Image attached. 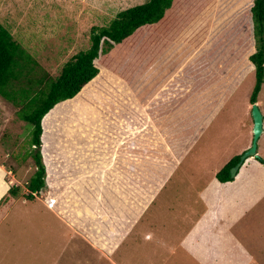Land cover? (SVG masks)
Masks as SVG:
<instances>
[{
	"label": "rangeland",
	"instance_id": "rangeland-1",
	"mask_svg": "<svg viewBox=\"0 0 264 264\" xmlns=\"http://www.w3.org/2000/svg\"><path fill=\"white\" fill-rule=\"evenodd\" d=\"M149 1L0 0V22L32 58L39 62L46 74L57 78L64 65L75 54L91 47V33L94 27H108L119 13L139 5H145ZM201 5L202 7L204 5L202 1ZM193 14L195 18L201 16L204 21L206 17L209 18L211 14L213 15V12L211 13L210 9H207L205 13L203 10H196ZM212 18L214 19V17ZM126 52L118 50L115 53L116 61L126 62V59H129ZM133 54L136 58V64L139 63L141 52L134 50ZM229 57L234 58L233 56ZM183 64L181 62L180 66ZM100 65L114 77L125 81L122 76H119L120 72L122 73L119 68L112 70L111 66ZM177 69L179 66L174 64L172 71ZM159 71L164 72V70ZM19 72L29 75H26L29 79L24 76L22 89L12 90V93L14 92L13 94L19 100L10 102L0 94V123L9 116L10 130L8 132L15 138L12 139L13 141L9 146L11 161L8 158L4 159L5 165L11 166L10 169L8 168L9 171L18 169L15 171L18 181L12 186H25L34 175V165L31 161L26 164L28 156L25 155L29 149L27 145L30 144L33 136V128L22 118L31 110L32 106L28 107V103L38 91V80L35 78L43 75L39 69L34 73H29L28 70H23V72L19 70ZM151 83L152 86L156 85L154 81ZM255 85L256 74L250 72L245 77L244 82L236 86L233 93L228 95L213 124L206 129H201L202 135L194 139L189 145L182 165L176 167V171H174L176 174L156 198L151 210L158 211L157 216L160 217L158 218L166 220L168 223L161 220L154 229V234L156 238L163 237L165 245H169L168 239H175L178 233L189 225L185 219L188 213L196 214L200 211L199 206L195 205V194L204 185V180H211L214 173L219 171L229 159L247 153L252 147L254 141V118L252 114L254 105L251 104V97ZM119 90L122 91L123 87H120ZM257 105L264 118V86ZM87 108V116L92 118L91 121L75 120L71 128V102L56 107L51 112L53 116L51 120L56 122V126L50 125L48 127L47 125L49 142L45 144V147L48 149L46 152L48 157L52 159L55 157L52 154L54 152H51L55 134L63 138L65 143H69L70 147L71 134L81 142L92 139L90 141L95 147L91 153L88 154L85 151L81 153L83 158L91 157L92 178L97 180L99 178V159L102 158L104 161L106 158L109 130L100 121V108ZM44 126L45 121H43V128ZM56 149L58 150L57 154L62 152L61 147ZM96 153H99L98 157L94 156ZM16 158H19L18 162L23 161V164L15 165ZM253 158L257 161V158L264 160V123L263 134L258 142V156ZM0 160L4 161L3 158ZM249 160L250 158L247 162ZM59 162L62 163L63 160H59ZM65 164L69 165L67 160ZM51 168L53 171L55 170L53 178H56V173H58L61 174L62 180L58 181V184L46 188L45 192H52L48 201H57L55 197L58 198L59 196L56 211L66 213V220L72 224L71 215L74 213L76 204L73 205L71 202V193L76 192L74 196L78 201H81L82 209H85L82 210L77 205V213H80V216L74 214V217L76 216L77 219L79 216V219L76 220L79 222H76L78 225H73L70 228L68 223L58 219L53 212L43 205L44 201L46 202L44 195L39 197L41 201L37 200L36 202L20 199L17 207L0 227V264H110L101 258L99 252L102 253V251L93 249L85 242V239L88 242L95 240L89 233L91 226L86 225L85 227V221L88 222L87 217H90L92 211L95 212L92 210L94 208L98 212L102 209L107 213L103 206L104 200L90 190L88 184L92 187L95 186L88 182L87 177L84 180L71 183V172L68 174L67 171H63L62 165H59V170L53 166ZM83 172L86 173L87 171ZM248 179L257 182L263 180L264 182V168L255 163ZM186 182L188 187H186ZM94 183L97 184L98 182ZM259 189L253 188V195H258L254 191ZM259 211L260 208L256 210V212ZM0 216H2V212H0ZM155 219L156 217H154ZM89 222L91 221L89 220ZM170 223L171 228H168L166 225L170 226ZM256 227L258 228V225ZM144 228L148 229V227ZM169 230L170 232H168ZM126 237L128 238L127 243L123 246H117V259L118 257L121 258L123 264H145L146 257L151 260V255H153L152 264H176V257H169V246L164 248L163 245L159 246L157 243L151 242L150 250L152 253L149 252L148 242L141 241V236L137 237L134 234ZM140 241L141 245L138 244ZM114 253L116 254V251ZM112 259L115 261L116 255ZM186 262L185 260L181 264H186ZM188 264L191 263L188 262Z\"/></svg>",
	"mask_w": 264,
	"mask_h": 264
},
{
	"label": "trees",
	"instance_id": "trees-1",
	"mask_svg": "<svg viewBox=\"0 0 264 264\" xmlns=\"http://www.w3.org/2000/svg\"><path fill=\"white\" fill-rule=\"evenodd\" d=\"M201 1L204 3L203 7ZM194 9L203 10V13L207 9L213 12L209 17H214L212 28L209 29L208 23L203 22L201 16L194 17ZM210 33L214 35L213 39L207 40ZM173 37L174 42L190 44L200 51L185 65L171 87L163 89L170 76L166 75L161 80L159 70L166 71V68H152L155 64L152 60L155 58L156 48L162 47ZM213 49L219 53L230 52L237 56L232 63L226 55L219 58V53L214 54L215 58L208 57V52ZM118 50H139L151 55L149 65L140 74L141 80L135 90L138 91L142 87L151 90L153 87L148 86L152 81L156 83L147 99V112L158 128L165 125L168 127V130H163L164 140L178 157L183 144L188 143L199 132L221 101L233 93L235 87L242 84L250 72L256 74L251 104L258 103L264 86V0H150L145 5L119 13L108 27H94L91 33V47L75 54L64 65L57 78L46 74L39 62L32 58L0 22L1 96L10 102H16L18 98L12 90L22 89V80L28 75L20 74L19 70L34 73L39 69L43 74L35 78L38 80V91L28 103V107L32 106L31 110L22 118L33 128L29 144L32 149L25 155L28 156L26 164L31 161L34 165V175L25 186H13L1 201L0 221L20 198L36 202L37 197L44 195L48 169L42 151L43 121L46 119L47 128L52 118L50 113L59 105L75 99L81 104L93 107L102 104L101 117L114 140L117 138L116 134L123 131L122 127L116 126L114 119L117 116L130 121L127 127L141 131L137 141H129L130 143L124 145L125 148L135 146L139 155L125 153L122 148L119 151L118 168L124 178L122 189H130L126 184L137 181L141 191L149 188L152 193L169 172V169L166 170L161 164L169 162L170 158L167 154H160L164 147L152 136L153 130L147 127V121L135 107H121L118 101L121 103L126 97L123 95L118 98L120 83L110 75H101L100 64L111 66L116 59L113 54ZM171 56V50L164 55L168 58ZM120 75L124 74L120 72ZM92 82H96L97 87L86 89ZM158 93L163 94L156 97ZM170 133L173 136H170ZM131 156H136L140 163L144 161L148 168L132 171V162L128 161ZM243 157L244 154L233 157L217 173V180L222 184L234 182L249 159L243 160ZM257 159L264 164L263 159ZM49 199L50 197L47 199L48 203L55 202L48 201ZM127 199L129 205L132 200L133 204L138 203L137 199L132 197ZM143 204L142 200L137 206L142 208Z\"/></svg>",
	"mask_w": 264,
	"mask_h": 264
},
{
	"label": "crops",
	"instance_id": "crops-1",
	"mask_svg": "<svg viewBox=\"0 0 264 264\" xmlns=\"http://www.w3.org/2000/svg\"><path fill=\"white\" fill-rule=\"evenodd\" d=\"M203 22L208 23L207 26L209 27V29L214 25V19L210 20L209 18H205ZM213 36L214 35L210 33L207 40L213 39ZM174 40L175 39L173 37L169 39V41H167L162 47L156 48L155 58H153L152 60V63L153 61L155 62V64L152 65V68L156 66L166 68V71L159 72V74L161 75V80H163L166 75L170 76L167 85L163 87V89H165L166 87H171L172 83L175 81V79H177V76L180 74L185 65L200 51L190 44L179 41L176 43L174 42ZM169 50L172 51L171 58L164 57L165 53ZM124 51H127L126 54L128 55L129 59H126V62L116 61V51L113 54L114 59H116L111 64V66L114 70L116 68H119L122 71V75L124 74L122 78L125 81L123 82V80H120L118 77H114V75L109 73L107 69H104L103 67H100L101 75L112 76L113 79L120 83L118 89L120 87H123L122 91L119 90L118 94L120 96L118 98L125 95L126 99H123L121 103L118 101L119 105L121 107L124 106L123 108L128 109H132V107H135L140 112L142 117L147 121V127L153 130L152 136L154 137V139H158L164 147L163 151L160 150V154H167L170 158L169 162L165 161L161 164V166H163L166 170L169 169V172L161 179L160 184L154 191H152V193H150L149 188L141 191L139 182L137 181L126 184L127 186H130V189H122L121 183L124 182V178L123 174L119 171L118 168L119 151L122 148L125 153L131 152L134 155H139L138 150L134 148L135 146L131 148H125L124 145L130 143L129 141H137L138 135L141 133V131L135 129L134 127H127L128 124H130V121H127V119H121L120 116H117L114 121L116 122V126H118L119 128L122 127L123 131L121 134H116L117 138L116 140H114L111 136L110 129L104 124L101 117L102 104L100 103L98 104L99 106L93 107L81 104L77 101V99H75L70 101L71 128L73 127V123L75 120L81 119L82 122H84V120L91 121L92 118L87 116V107L100 108V121L109 130V140L107 141L106 151L107 153L105 154L106 158H104V161L102 158L99 159V178L97 180H94L92 178L91 171V169L93 168V165L90 162L91 157L83 158L81 152L85 151L89 154L91 153V150L95 147V145L90 141L92 139L86 141L83 140L81 142L72 134L71 147L69 143L67 144L62 140L63 138H61L60 136L58 137L56 134L54 135L51 152H54L52 154L55 157H53L52 159L51 157L49 158L48 153H46L48 152V149L47 147H45V144L49 142V139L47 138V128H45L44 126V134L42 137V151L48 169V177L50 176V182L47 177V187L56 185L59 183L58 181L62 180L61 174L58 173H56V178H53L55 170L53 171V168H51V166L58 169L59 165H62V170L65 172L67 171L68 174L71 172V183H76L77 181L82 179L84 180L85 177H87L88 182L94 184L95 187H92L90 184H88V186L90 190L94 191L96 194H98L99 197L104 200L103 206L107 213L102 211V209L100 212L96 211L95 208L92 209L95 210V212L90 210L92 211V213H90V219L87 217L88 222L85 221V227L86 225L88 227L91 226L89 233L95 240L92 241L89 239L90 242H88L85 239V242L93 249L102 251V253L99 252L101 258H103V260L109 262L110 264H123V260L121 258L118 257L117 259V246H123V244H126L128 239L126 236L134 234L137 237L141 236V241L148 242L149 252H152V250H150L151 242L157 243L159 246L163 245L164 248L169 246V257H176V264H181V262H184L185 260L187 261L186 264H188V262L191 264H264V182L263 180L257 182L248 179L251 171L255 166V163L259 164L262 168H264V164H261L253 157L250 158L249 162L246 161L234 182L222 184L217 180L216 175L230 161L229 159L219 171H216L214 173V177L211 180H204V185L198 191H196L195 205L199 206L200 211L196 214L188 213L185 216V219L189 222V225L183 231L179 232L178 236L175 239H168L169 245L164 244L165 239L163 237L156 238L154 229L162 220L159 219V216H157L158 211L151 210L156 198L162 193V189L165 188L174 174H176V172H174L176 171V167L182 165V160L187 155L186 150L189 148V145L192 144V141L194 139L202 135L203 131H201V129H206L213 124V122L217 118V114L222 109L226 98L230 94H228L221 101L217 109L213 112L212 116L202 125L199 132L193 138H191L188 143L183 144L182 152L180 153L181 156L179 155L180 157H176L173 150H171V146H169L164 140L165 135L163 133V130H168V127L165 125L158 128L153 123L151 117L147 112V107L149 105L147 99L151 95V90H153L156 85L152 86L151 83L148 86L153 87L151 88V90H148L147 87H142L138 91L135 90V86L141 80L140 74L143 72L144 68H147V66L149 65V56L151 55H147L141 52L140 61L136 64V58L133 54L134 50ZM208 53V57L211 56V58H215L214 54L219 52H216V49H213ZM223 55H226L225 57H228V59H230V63L233 62L234 58H230L229 56H237L236 54H231L230 52H228L227 54L220 52L218 57H223ZM181 62L184 63L182 66H180ZM174 64L177 67L179 66V69H177L176 71H172V66ZM90 87L95 89L97 87L96 82H92L89 86H87L86 89ZM143 90L144 92H142ZM162 94L158 93L156 97ZM84 113L86 115H83ZM50 114L52 115V113ZM172 118L173 117H171V119ZM45 120L46 119H44V121ZM8 121L9 116H7V118L4 119L2 123H0V158H3V160L5 158L10 159L11 155L9 154V146L13 141L12 139H15L8 132V130H10ZM50 125H53L55 127L56 122L54 123V121L51 120L50 122H48V127ZM169 135L173 136V134L171 135V133ZM58 141H60V143H58ZM27 147H29L28 151H31L32 148L30 147V145H27ZM60 147L62 149V152L57 154L58 150L56 148ZM154 150L156 152V147H154ZM65 153L66 155H63ZM98 154L99 153H96L94 156L98 157ZM18 160L19 158H16L15 165H22L23 161L18 162ZM59 160H63V162L60 163ZM66 160L69 165L65 164ZM128 161L132 162L130 163L132 165V171L136 169L148 168L147 164H144V161L140 163L136 156H131ZM5 163V160H0V203L9 193L12 184L14 185V183L18 181L15 176V171L18 169L15 170L13 168L15 171H9L11 166L7 167ZM139 165L140 168H138ZM160 170L162 169L160 168ZM83 171L87 172L84 173ZM94 182L98 183L95 184ZM185 184L186 187H188L187 182ZM253 188H260L259 190L254 191L258 195H253ZM75 193H71V202L73 205L76 204L74 213L73 215H71L72 224H70L69 221L66 220V213H60L59 210L56 211L59 196L58 198L55 197L57 199V202L54 209L48 208V204L46 203L47 201H44L45 204L43 203V205L47 209H49V211L53 212V214L56 215L58 219L65 223H68V226L70 228L71 226L73 227V225H78L76 224V220L79 219L80 213H77V205L81 209L83 206L81 204V201H78L74 196ZM48 194L50 197L52 192H44V198H46ZM49 197H47L46 200ZM128 197L137 199L138 203L133 204L132 200V204L129 205L127 199ZM20 199L17 200L15 206L2 219V222H0V227L8 219L9 215L12 214V211L17 207ZM37 200H40V198H38ZM142 200L144 201V204L142 208H140L137 205ZM262 207L263 210H261ZM258 208H260V211L256 212ZM74 214L79 215L77 219L76 216L74 217ZM154 217H156L155 220ZM89 220L91 222H89ZM162 221L168 223L166 220ZM257 225L258 228H255V226ZM166 226L168 228H171V223L170 226H168V224ZM144 227H148V229H145ZM168 232H170V230ZM141 241L138 242L139 245H141ZM114 251H116V254L114 253ZM115 255L116 260L114 261L112 258L115 257ZM150 258L151 260H148V258L146 257L147 260L145 264H152L151 262L153 260V255H151Z\"/></svg>",
	"mask_w": 264,
	"mask_h": 264
},
{
	"label": "water",
	"instance_id": "water-1",
	"mask_svg": "<svg viewBox=\"0 0 264 264\" xmlns=\"http://www.w3.org/2000/svg\"><path fill=\"white\" fill-rule=\"evenodd\" d=\"M252 114L254 118V141L252 147L244 154L243 160L258 156V142L263 134L264 118L257 104L253 106Z\"/></svg>",
	"mask_w": 264,
	"mask_h": 264
},
{
	"label": "clouds",
	"instance_id": "clouds-1",
	"mask_svg": "<svg viewBox=\"0 0 264 264\" xmlns=\"http://www.w3.org/2000/svg\"><path fill=\"white\" fill-rule=\"evenodd\" d=\"M12 187H13V186H12ZM12 187H11V188H12ZM10 190H11V189H10ZM38 198H39V197H38ZM38 198H37V199H38ZM46 198H47V197H46ZM46 198H45V200H46ZM46 201H47V200H46ZM56 202H57V201H55V203H56ZM47 204H48L47 206H48L49 209H54V208H55V205H54L53 208H50V207H49V204H50V203L47 202Z\"/></svg>",
	"mask_w": 264,
	"mask_h": 264
},
{
	"label": "built area",
	"instance_id": "built-area-1",
	"mask_svg": "<svg viewBox=\"0 0 264 264\" xmlns=\"http://www.w3.org/2000/svg\"><path fill=\"white\" fill-rule=\"evenodd\" d=\"M54 205H55V202H52V203L49 204V207H50V208H53Z\"/></svg>",
	"mask_w": 264,
	"mask_h": 264
}]
</instances>
